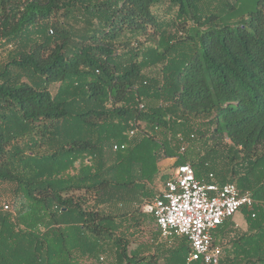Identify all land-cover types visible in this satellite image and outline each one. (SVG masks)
Instances as JSON below:
<instances>
[{"label":"trees","instance_id":"obj_1","mask_svg":"<svg viewBox=\"0 0 264 264\" xmlns=\"http://www.w3.org/2000/svg\"><path fill=\"white\" fill-rule=\"evenodd\" d=\"M199 3L0 0V264H202L143 212L163 159L251 195L214 239L264 264V0Z\"/></svg>","mask_w":264,"mask_h":264},{"label":"built area","instance_id":"obj_2","mask_svg":"<svg viewBox=\"0 0 264 264\" xmlns=\"http://www.w3.org/2000/svg\"><path fill=\"white\" fill-rule=\"evenodd\" d=\"M139 106L144 108L143 104ZM118 149L124 146H113V150ZM184 150L182 144L179 151ZM252 204L251 195L240 193L234 184H219L212 174L207 181L199 180L190 164L175 163L166 175L161 195L146 203L143 212L153 216L164 240L188 241V262L220 264L222 248L215 243V231ZM3 209L11 210L8 204H4Z\"/></svg>","mask_w":264,"mask_h":264},{"label":"rangeland","instance_id":"obj_3","mask_svg":"<svg viewBox=\"0 0 264 264\" xmlns=\"http://www.w3.org/2000/svg\"><path fill=\"white\" fill-rule=\"evenodd\" d=\"M199 5L201 6L202 11L209 13L213 12L216 15H218L221 18V21L223 22H235L237 19L246 16L248 13L252 12L256 8V0H200ZM163 12L165 13L163 16L164 18L167 17L169 14V10L167 8H164ZM168 19V18H166ZM170 23L177 26L176 22H173L170 20ZM4 58H6V51H0V64L4 61ZM190 146H195V143L190 144ZM175 162L173 161H166L161 164V175L166 176L169 174V172L172 170ZM153 191L156 192V194L161 190L162 185L161 183L156 180L153 184ZM136 207V205L134 206ZM235 223H241L242 222V214L236 213L233 218ZM150 225H145L144 227L147 228ZM181 240V239H175V241Z\"/></svg>","mask_w":264,"mask_h":264},{"label":"crops","instance_id":"obj_4","mask_svg":"<svg viewBox=\"0 0 264 264\" xmlns=\"http://www.w3.org/2000/svg\"><path fill=\"white\" fill-rule=\"evenodd\" d=\"M166 161H173V159H163V160H161L160 163H159L160 172H161V164L166 162ZM216 181H218L217 178H216ZM239 213H241V212H239ZM234 216L231 219L227 220L223 225H231V226H233L234 229H237L239 231H245L246 230V224L244 222L243 215H242V222L241 223H235L234 220H233ZM218 229L215 231V233L218 231Z\"/></svg>","mask_w":264,"mask_h":264}]
</instances>
